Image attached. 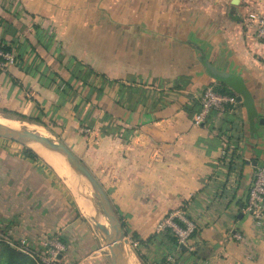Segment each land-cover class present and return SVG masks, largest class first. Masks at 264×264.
<instances>
[{
	"label": "crops",
	"instance_id": "obj_1",
	"mask_svg": "<svg viewBox=\"0 0 264 264\" xmlns=\"http://www.w3.org/2000/svg\"><path fill=\"white\" fill-rule=\"evenodd\" d=\"M237 1L0 0V43L15 55L0 72V114L57 136L96 177L123 222L127 264H142L137 253L145 264H264V224L245 211L254 168L264 165V40L247 14L264 13V0ZM201 55L242 79L252 125L242 101L220 132L193 125L198 92L214 82ZM237 121L242 131L219 167L226 123ZM38 148L59 168L0 145V236L37 256L56 234L60 264H111L100 211L70 201L59 175L68 168ZM175 210L195 225L183 244L157 232Z\"/></svg>",
	"mask_w": 264,
	"mask_h": 264
},
{
	"label": "built area",
	"instance_id": "obj_2",
	"mask_svg": "<svg viewBox=\"0 0 264 264\" xmlns=\"http://www.w3.org/2000/svg\"><path fill=\"white\" fill-rule=\"evenodd\" d=\"M248 24L253 26L254 36L264 40V13L259 11L249 12L247 14ZM15 55L12 50L6 48L0 43V72L14 64ZM199 109L192 117V123L195 126L207 128L213 126L216 132H220V122L232 112L237 104L235 95L218 93L209 85L200 89L197 95ZM226 134L224 144L219 150L218 158L213 163L220 167L222 163H228L232 152V147L228 141L234 138L242 131L241 122L237 121L226 123ZM84 133L90 135L89 128H85ZM230 133V134H229ZM238 133V134H237ZM229 134V135H228ZM235 141V140H234ZM231 143V140H230ZM255 227H262L264 224V165L255 166L252 178L247 189V200L245 205ZM183 224L184 227L179 225ZM195 228L193 222L187 219L181 210L169 212L158 224L157 232L169 231L178 237L179 243H184L189 234ZM1 237V236H0ZM234 237L243 240L239 234ZM65 246L57 235L45 239L41 244V250L37 253L39 264H60L58 256L64 251Z\"/></svg>",
	"mask_w": 264,
	"mask_h": 264
},
{
	"label": "water",
	"instance_id": "obj_3",
	"mask_svg": "<svg viewBox=\"0 0 264 264\" xmlns=\"http://www.w3.org/2000/svg\"><path fill=\"white\" fill-rule=\"evenodd\" d=\"M237 3V0H231V4L235 5ZM199 60L204 65L206 73L214 81L223 82L228 85L236 94L237 101L243 102L247 112L248 121L250 125H252L254 118L257 116V112L252 97L245 88L242 79L237 75H229L216 69L207 61L204 55H201ZM257 123L264 124V117H258ZM0 138L18 143L30 149H32V146H37L54 156L61 158L65 165L90 188L103 216L106 219L107 230L99 221L95 222V226L103 238V243L108 252L110 263H128L130 258L129 242L108 195L96 177L68 147L62 142L52 139L50 136L41 135L36 131L27 130L23 126L10 125L1 119ZM73 189L76 190L75 187H73ZM80 193H82L81 195L84 199L88 200L89 196L86 193ZM240 216L241 214L239 213L238 217ZM180 245L182 246V244ZM58 258H60V255Z\"/></svg>",
	"mask_w": 264,
	"mask_h": 264
},
{
	"label": "trees",
	"instance_id": "obj_4",
	"mask_svg": "<svg viewBox=\"0 0 264 264\" xmlns=\"http://www.w3.org/2000/svg\"><path fill=\"white\" fill-rule=\"evenodd\" d=\"M212 84H213L212 85L213 90L218 92V93L235 95V93L232 90L226 88L224 86V84H222L218 81H214ZM198 109H199V106L195 102L193 107L190 109L192 117L198 111ZM3 112H5L8 115L14 116L20 120L33 121L35 123H38L37 120H35V119L33 120V119L26 117L25 115H22V114L10 113L9 111H5V110ZM22 152L25 156H27L29 158H32V159L37 158L36 153L30 148L23 147ZM118 219H119L121 226L123 228L124 225H123V222L121 221V218L119 216H118ZM179 225L184 227V225L181 223H179ZM124 233H125V231H124ZM195 234H196V231L194 228L192 230V232L189 234L188 238L194 237ZM55 235L56 234L50 235V236L44 238L43 241L45 239L52 237V236H55ZM171 240L172 241L176 240L175 235L172 236ZM60 241L63 243V241L61 239H60ZM137 256L140 259V261L142 262V264H145V262L143 260V256L140 253H137ZM0 264H39V263H38V257L35 254H33L32 252L29 253L27 251L26 252L22 251V250L18 249L17 247L12 246L6 239H3L2 237H0Z\"/></svg>",
	"mask_w": 264,
	"mask_h": 264
},
{
	"label": "rangeland",
	"instance_id": "obj_5",
	"mask_svg": "<svg viewBox=\"0 0 264 264\" xmlns=\"http://www.w3.org/2000/svg\"><path fill=\"white\" fill-rule=\"evenodd\" d=\"M7 117V115H1L0 114V117ZM20 123V125H14V124H10V123H8V124H10V125H13V126H21V122H19ZM45 136H50L52 139H54V140H57V141H59V142H62L63 143V141H61L57 136H55V135H53L52 133H47V132H45V134H44ZM0 145H2V146H5V147H8L9 149L11 148L12 150H16V149H23V147H26V146H23V145H20V144H18V143H15V142H12V141H9V140H7V139H3V138H0ZM28 148V147H27ZM34 151V150H33ZM35 152V151H34ZM36 153V152H35ZM36 155H37V158L39 157V159H41V161H43V164H45V165H49L46 161H44L37 153H36ZM53 155V154H52ZM59 158V157H58ZM59 159H61V158H59ZM62 160V159H61ZM63 161V160H62ZM64 165H65V163H64ZM66 166V165H65ZM49 167H52L51 165H49ZM67 167V166H66ZM53 168V167H52ZM68 168V167H67ZM68 171H69V173H68V175L66 176V175H61V174H59L60 175V178H61V183L63 184V186H64V190H65V193H66V195L68 196V198L70 199V201L74 204V205H76L80 210H82V212L83 213H85V214H87L86 213V211L84 210V208H83V206H82V201H85L84 200V198L82 197V195H81V193L79 192V191H81V192H84V193H86L88 196H89V198H88V200L89 201H86L87 203L89 202L93 207H95V208H98V210L100 211V215H101V222H102V225H103V227L107 230V222H106V219H105V217L103 216V214H102V212H101V210H100V208H99V205H98V203H97V201H96V199H95V197H94V195H93V193H92V191L90 190V188L74 173V172H72L69 168H68ZM67 178H69L68 180H67ZM70 180V181H69ZM72 181V182H71ZM68 182L69 183H71V184H68ZM73 182H75V184L73 183ZM73 187H75L76 188V190H74L73 189ZM77 194H78V196H77ZM80 197V198H79ZM83 199V200H82ZM79 200V201H78ZM82 200V201H81Z\"/></svg>",
	"mask_w": 264,
	"mask_h": 264
},
{
	"label": "bare ground",
	"instance_id": "obj_6",
	"mask_svg": "<svg viewBox=\"0 0 264 264\" xmlns=\"http://www.w3.org/2000/svg\"><path fill=\"white\" fill-rule=\"evenodd\" d=\"M0 119L2 120V121H4V122H6V123H10V124H14V125H20V123L18 122V121H16V120H14V119H11V118H8V117H0ZM21 126H23L24 128H26L27 130H31V131H36L37 133H39V134H41V135H44L45 134V130L44 129H42L41 127H37V126H34V125H31L30 123L29 124H21ZM32 147H37V146H32ZM39 149V148H38ZM41 149V148H40ZM52 155V154H51ZM45 157H46V159H47V161H49L50 163H51V165H53L54 167H56V168H59V164L58 163H56L55 161H53L51 158H50V156H47L46 154H45ZM53 157V156H52ZM56 160V159H55ZM62 167V166H61ZM60 170V174L61 175H68V172H66V168L65 167H62L61 169H59ZM69 178H67V180H68ZM70 181V180H69ZM72 182V181H71ZM74 184H75V182H73ZM68 184H71V183H69L68 182ZM72 185V184H71ZM79 192H81V191H79ZM82 194V193H81ZM77 196H78V194H77ZM80 198V197H79ZM83 200V199H82ZM81 200V201H82ZM85 200V199H84ZM79 201V200H78ZM87 200H85V201H82V206H83V208H84V210L85 211H90L92 208H91V204L88 202H86ZM102 219V218H101ZM133 262V261H132ZM134 263V262H133ZM130 264V263H129Z\"/></svg>",
	"mask_w": 264,
	"mask_h": 264
}]
</instances>
